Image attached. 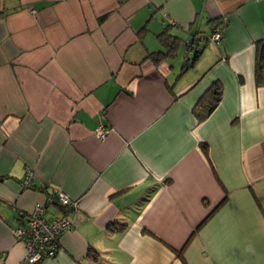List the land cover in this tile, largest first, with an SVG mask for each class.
Segmentation results:
<instances>
[{"label": "crops", "instance_id": "1", "mask_svg": "<svg viewBox=\"0 0 264 264\" xmlns=\"http://www.w3.org/2000/svg\"><path fill=\"white\" fill-rule=\"evenodd\" d=\"M259 39L264 0H0V264L58 190L78 223L38 264H264Z\"/></svg>", "mask_w": 264, "mask_h": 264}, {"label": "built area", "instance_id": "2", "mask_svg": "<svg viewBox=\"0 0 264 264\" xmlns=\"http://www.w3.org/2000/svg\"><path fill=\"white\" fill-rule=\"evenodd\" d=\"M224 24H216L212 28L210 40L218 42L223 37ZM195 42H187L189 48L195 47ZM106 128L102 124L98 125L95 134L99 138H104ZM35 172L31 168L25 170L22 177V185L29 187ZM56 202L61 213L52 219L46 218L47 204ZM76 201L71 199L62 191H54L47 196L45 201L35 202L31 210L12 228L13 236L22 242L24 255L20 264H38L45 258L56 254L61 235L71 230L78 223L76 214L69 215L63 212L66 209L75 208ZM63 209V210H61ZM76 213V212H75Z\"/></svg>", "mask_w": 264, "mask_h": 264}, {"label": "trees", "instance_id": "3", "mask_svg": "<svg viewBox=\"0 0 264 264\" xmlns=\"http://www.w3.org/2000/svg\"><path fill=\"white\" fill-rule=\"evenodd\" d=\"M223 19H224V17H223ZM218 23L219 24L223 23L224 27H225L226 18L223 21L219 20ZM170 24H173V23L170 22ZM212 28H213V26H212ZM212 28H211L210 33L205 38L201 39V37L194 36L192 39H190V42L192 41V42L196 43L195 47L193 49L189 48V49H191L193 51V56L192 57H187V56L185 57V61L183 63L182 69L185 70L187 67H190V66L193 65V63L195 62V60L197 59V57H198V55L200 53V49L201 48L199 46H201V45L203 46L204 45L203 40L204 39L206 41L210 40V34L212 32ZM166 35H167L166 33H163V34L159 35V38L161 39L163 44L166 43V40H168V37ZM164 36H165V38H164ZM257 42H258L257 43L258 52H257L256 63H255V74H256L257 83H259V82H261V79H264V39H259V40H257ZM171 44L173 45L172 47H174V48L176 47V45H178V43L177 44L171 43ZM213 93L215 94L214 100L208 106L206 105V107H205L206 111L204 112V114H197V123L199 121H202L204 119V117L207 116V114L214 108V106L218 102L219 96H220V93H221L220 92V86L219 87H214ZM201 149H202L203 153L205 154V156L208 158V147H207V144L202 142ZM61 210H63V209H61ZM66 210H69V209H66ZM208 215H210V212L208 213Z\"/></svg>", "mask_w": 264, "mask_h": 264}, {"label": "rangeland", "instance_id": "4", "mask_svg": "<svg viewBox=\"0 0 264 264\" xmlns=\"http://www.w3.org/2000/svg\"><path fill=\"white\" fill-rule=\"evenodd\" d=\"M208 42L211 43L212 45L214 44V41H212V40H209Z\"/></svg>", "mask_w": 264, "mask_h": 264}]
</instances>
